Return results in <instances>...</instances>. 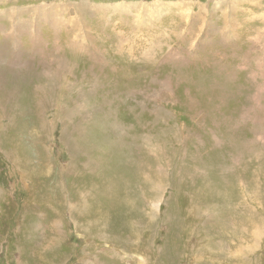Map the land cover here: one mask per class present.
<instances>
[{"label":"rangeland","instance_id":"374dc122","mask_svg":"<svg viewBox=\"0 0 264 264\" xmlns=\"http://www.w3.org/2000/svg\"><path fill=\"white\" fill-rule=\"evenodd\" d=\"M0 264H264V0H0Z\"/></svg>","mask_w":264,"mask_h":264},{"label":"bare ground","instance_id":"6f19581e","mask_svg":"<svg viewBox=\"0 0 264 264\" xmlns=\"http://www.w3.org/2000/svg\"><path fill=\"white\" fill-rule=\"evenodd\" d=\"M22 125V124H21Z\"/></svg>","mask_w":264,"mask_h":264}]
</instances>
